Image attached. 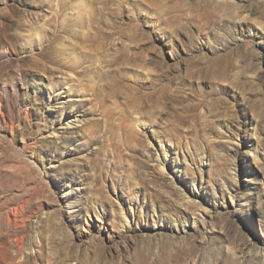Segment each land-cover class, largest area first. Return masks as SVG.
<instances>
[{
	"label": "rangeland",
	"instance_id": "obj_1",
	"mask_svg": "<svg viewBox=\"0 0 264 264\" xmlns=\"http://www.w3.org/2000/svg\"><path fill=\"white\" fill-rule=\"evenodd\" d=\"M0 264H264V0H0Z\"/></svg>",
	"mask_w": 264,
	"mask_h": 264
},
{
	"label": "bare ground",
	"instance_id": "obj_2",
	"mask_svg": "<svg viewBox=\"0 0 264 264\" xmlns=\"http://www.w3.org/2000/svg\"><path fill=\"white\" fill-rule=\"evenodd\" d=\"M165 164H166V163H164V165H163V168H164V169H165V167H166Z\"/></svg>",
	"mask_w": 264,
	"mask_h": 264
}]
</instances>
